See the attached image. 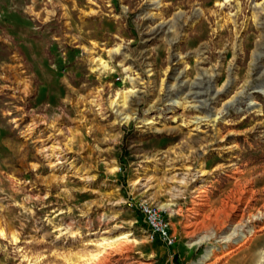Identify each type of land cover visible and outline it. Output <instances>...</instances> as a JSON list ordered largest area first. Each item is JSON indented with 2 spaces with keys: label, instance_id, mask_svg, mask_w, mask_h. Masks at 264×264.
<instances>
[{
  "label": "rangeland",
  "instance_id": "374dc122",
  "mask_svg": "<svg viewBox=\"0 0 264 264\" xmlns=\"http://www.w3.org/2000/svg\"><path fill=\"white\" fill-rule=\"evenodd\" d=\"M0 264H264V0H0Z\"/></svg>",
  "mask_w": 264,
  "mask_h": 264
},
{
  "label": "built area",
  "instance_id": "2783aa9c",
  "mask_svg": "<svg viewBox=\"0 0 264 264\" xmlns=\"http://www.w3.org/2000/svg\"><path fill=\"white\" fill-rule=\"evenodd\" d=\"M130 207L141 215L150 241L157 240L169 247L175 244V237L170 233L167 222L155 207L146 202L131 204Z\"/></svg>",
  "mask_w": 264,
  "mask_h": 264
},
{
  "label": "bare ground",
  "instance_id": "6f19581e",
  "mask_svg": "<svg viewBox=\"0 0 264 264\" xmlns=\"http://www.w3.org/2000/svg\"><path fill=\"white\" fill-rule=\"evenodd\" d=\"M262 90H260V92H261Z\"/></svg>",
  "mask_w": 264,
  "mask_h": 264
}]
</instances>
